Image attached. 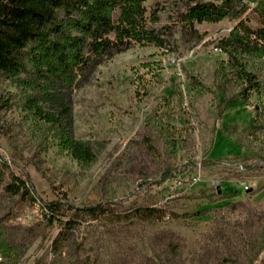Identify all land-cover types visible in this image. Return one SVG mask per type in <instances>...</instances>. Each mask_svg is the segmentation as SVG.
I'll return each mask as SVG.
<instances>
[{
  "label": "rangeland",
  "instance_id": "obj_1",
  "mask_svg": "<svg viewBox=\"0 0 264 264\" xmlns=\"http://www.w3.org/2000/svg\"><path fill=\"white\" fill-rule=\"evenodd\" d=\"M147 6L150 12L161 8L156 27H170L172 48L135 45L101 64L75 91L73 131L96 145L97 161L81 165L52 135L51 144L44 142L22 92L5 78L0 94L15 92L17 102L0 112V154L31 180L43 201L68 194L80 205L114 200L168 211L155 223L134 221L116 230L98 222L83 226L77 233L83 257L100 255L101 264H169L175 258L187 264H264V126L255 122L264 118V90L244 103L239 86L222 73L228 54L216 50L240 19L191 28L180 21L182 2L147 0ZM242 18L261 26L255 3ZM244 59L264 85V56ZM166 98L173 102L177 146L156 120L155 112L168 107ZM0 169L7 171L0 178V217L14 214L15 240L32 241L21 260L9 264H52L60 225L42 221L43 201L5 194L9 171L2 160ZM168 169L174 175L163 180ZM205 209L207 215H197ZM172 239L179 256L170 250Z\"/></svg>",
  "mask_w": 264,
  "mask_h": 264
},
{
  "label": "trees",
  "instance_id": "obj_2",
  "mask_svg": "<svg viewBox=\"0 0 264 264\" xmlns=\"http://www.w3.org/2000/svg\"><path fill=\"white\" fill-rule=\"evenodd\" d=\"M185 5L180 21L193 28L196 23H219L238 18L239 23L229 36L220 41V50L228 54L222 63L227 80L239 86L238 95L248 104L254 94L264 90L258 75L249 70L246 56H264V0H177ZM255 3L261 26L252 27L242 18ZM160 7L149 11L147 0H0V78H5L23 94V104L41 126L44 142L54 136L63 150L81 165H92L98 159L96 145L78 139L75 123V91L90 79L92 73L115 55L135 45H156L172 48L173 34L169 26L156 27ZM161 72H157L161 77ZM195 83L203 86L201 81ZM204 87V86H203ZM162 111L155 112L161 131L178 145V130L173 123V102L166 98ZM15 92L0 94V112L16 105ZM260 114V111H259ZM255 122L264 126V118ZM47 137H49L47 139ZM9 171L4 193L35 204L43 201L31 180L18 174L0 154ZM7 174L0 169V178ZM173 170L163 173V180L173 176ZM46 212L42 221L47 227L60 225L53 239L52 264H101V256L83 257L77 233L83 226L103 223L111 230L134 221L155 223L168 216L160 206L140 203L125 206L122 202L106 200L95 204H77L68 194L43 201ZM202 210L198 216L207 215ZM10 213L0 217V264L17 263L32 241L17 242ZM170 250L181 254L179 243L169 240ZM263 246L260 247L261 251ZM74 257L63 263L67 257ZM39 264H42L39 262ZM169 264L181 263L176 258ZM202 264H208L206 262Z\"/></svg>",
  "mask_w": 264,
  "mask_h": 264
},
{
  "label": "built area",
  "instance_id": "obj_3",
  "mask_svg": "<svg viewBox=\"0 0 264 264\" xmlns=\"http://www.w3.org/2000/svg\"><path fill=\"white\" fill-rule=\"evenodd\" d=\"M216 50H217L218 52H223L222 50L219 49V47H217ZM180 182H181V181H180Z\"/></svg>",
  "mask_w": 264,
  "mask_h": 264
}]
</instances>
